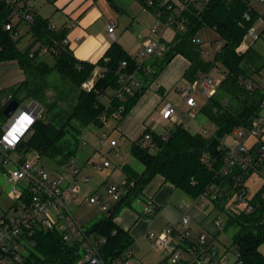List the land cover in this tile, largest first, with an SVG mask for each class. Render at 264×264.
<instances>
[{
  "label": "trees",
  "instance_id": "16d2710c",
  "mask_svg": "<svg viewBox=\"0 0 264 264\" xmlns=\"http://www.w3.org/2000/svg\"><path fill=\"white\" fill-rule=\"evenodd\" d=\"M46 1L55 4L57 0ZM141 1L152 14L155 13V7H150L147 0ZM253 1L209 0L199 10L191 6L182 15L186 20L185 31L176 32L175 40L166 44L167 51L162 57L134 58L115 41L97 64H92L78 60L69 47L63 45L66 30H54L49 19L31 10L35 23L27 25L26 35H29L30 43L20 49L23 36L14 39L12 32L6 30V25L13 22V5L7 0H0V62L16 61L25 74L22 83L0 91V131L7 120L4 109L11 101L22 104L34 100L44 105L51 117L45 120L42 116L34 126V134L25 138L18 148L24 158H34L32 155H35L39 163V159L45 158L61 166L77 156V150H68L62 144L68 129H77L71 125L73 121L78 123L79 132L91 125L103 128L111 119L120 123L177 55L190 62L183 77L189 84L210 75L218 65L225 69L216 94L209 98L201 112L213 126L211 135L192 132L184 124L177 123L165 134L147 129L152 137L148 145L144 144L143 138L131 144V155L145 169L139 172L130 165L123 167L126 181L122 197L111 204L104 219L86 229V235L97 247L101 264H121L131 259L135 240L116 222V218L123 209L133 208L135 202H146L145 191L157 176L195 201L210 199L226 214L224 228L233 231L231 248H235V254H238L236 264H264V255L260 250L264 245V184L253 198L248 199L252 207L250 212L245 207H230L238 192L245 189L248 193L247 181L255 172L243 170L237 164L224 174L228 148L222 145V140L234 131L251 128L253 121L264 111V87L258 79L264 71V56L256 50L255 44L249 47L244 44L249 28L260 17ZM18 2L22 3L20 11L28 10L27 0ZM246 12L251 13L250 22L243 19ZM20 26V22L14 24V30ZM207 30H212L218 37L212 44L220 42L222 47L213 55L204 57L202 52L206 48L193 43V39ZM261 39L264 40V28ZM54 42L63 47L59 54H50L54 59L52 66L40 61L39 57L41 47ZM36 47L38 49L31 57L30 51ZM97 67L102 70L101 77L91 91L84 90L83 83ZM54 72L70 84L72 93H76L65 119L57 120L58 115H51L58 108V100H65L62 94L57 101L47 102L52 87L49 76ZM124 75H135L142 85L119 97L116 92L123 85ZM249 83L251 88H248ZM8 95L11 99L3 103L2 98ZM262 144L263 141L251 147L252 156ZM213 195L217 197L214 199ZM101 239L104 243H100ZM34 240L36 246L29 258L31 264H78L81 259L80 245L66 243L58 231L37 232Z\"/></svg>",
  "mask_w": 264,
  "mask_h": 264
},
{
  "label": "built area",
  "instance_id": "2783aa9c",
  "mask_svg": "<svg viewBox=\"0 0 264 264\" xmlns=\"http://www.w3.org/2000/svg\"><path fill=\"white\" fill-rule=\"evenodd\" d=\"M7 1L13 5V20L19 18L28 26L35 23V17L31 11L19 10L22 4L18 2L19 0ZM208 1L181 0V4L178 6L170 0H147L150 7H155L156 25L153 28V33L158 34L162 28L165 32L172 27L175 28L176 32L185 31L186 20L182 16L183 13L188 11L191 6L198 10L202 9ZM252 4L253 6L255 4L261 6L260 17L246 34V40L255 44L261 39V32L264 28V0H254ZM243 19L250 22L252 20L251 13L246 12ZM260 25L263 27L258 31ZM6 30L12 32L14 39L21 37V30H14L13 22L6 25ZM114 30L115 25L108 29L110 34H114ZM206 36L205 39L200 36L196 37L193 39V43L206 48L202 54L204 57H209L220 50L222 44L220 42L212 44L213 39L208 31H206ZM246 40L244 44L247 47L252 45L246 43ZM63 45L68 46L66 40ZM63 45L57 42L52 45H44L41 47V54L57 55ZM37 49L36 47L30 51L31 57L34 56ZM166 51L167 45L160 39L149 43L138 58L144 60L151 56L162 57ZM101 73V68L97 67L93 75L83 83V89L91 91L97 79L101 77ZM123 79L121 89L116 92L119 97L133 92L142 85L135 75H124ZM260 82L264 87V77ZM220 83L221 80H214L210 75H206L202 76L199 81L190 84L189 88L180 91L185 105L189 108L188 118L196 119L197 102L192 96L193 91L201 89L206 95L212 97L216 94ZM251 87L252 84L249 83L248 88ZM10 99L11 95L4 97L3 103H7ZM43 113L44 108L40 103L28 100L20 104L13 116L7 118L1 127L0 171L7 175V183L11 188L8 192L10 205L0 215V264H31L29 258L36 246L34 236L40 231H58L63 235L66 243L80 245L82 256L78 264H101L97 255V247L86 235V229L74 218L69 208L72 200L81 194L79 182H89L91 175L85 173L79 166L77 157L70 159L61 166L48 167L39 163L35 158H24L18 151L19 145L24 139L34 134V126L42 118ZM177 115L178 108L171 103L166 104L160 113L162 122L166 123L174 122ZM202 132L211 135L213 131L204 128ZM263 133L264 111L253 121L251 128L233 132L231 136L234 141L231 146L228 145L226 138L222 140V145L228 148L224 174L230 172L237 164L243 170L251 169L255 173L264 174V144L260 145L253 156L250 148L246 146L249 137L259 138ZM142 138L146 145L152 141L151 135L146 131ZM108 140L109 134L103 133L100 144L103 145ZM85 145L86 141L82 137L80 147ZM111 146L115 148L117 142L112 140ZM13 154H16V159L12 157ZM103 167L110 168L111 165L105 162L103 165L97 166L98 170H102ZM107 194L113 203L120 200L123 192L118 186L108 184ZM212 197L215 199L217 196L213 195ZM248 199V193L245 189H242L235 196L237 205L238 203L244 204V207L250 212L252 207L249 205ZM87 201L89 206L96 207L102 212L108 211L112 204H108L103 196L96 193L90 196ZM155 210L154 200L148 199L145 202L143 213L152 216ZM190 222L189 216L185 215L180 222L183 231H180L178 227L169 226L158 237L154 233L149 234V238L156 241V245L161 250H166V258L161 264H228L226 255H221L219 249L208 241L205 234L200 235L198 242L193 241L192 232L189 228ZM218 225L221 223L219 222ZM176 234L179 239L177 245L171 243V236ZM100 243H104V239H101ZM179 246L187 248V252L180 251ZM235 256L237 261L238 254ZM121 264H133V262L129 259Z\"/></svg>",
  "mask_w": 264,
  "mask_h": 264
},
{
  "label": "rangeland",
  "instance_id": "374dc122",
  "mask_svg": "<svg viewBox=\"0 0 264 264\" xmlns=\"http://www.w3.org/2000/svg\"><path fill=\"white\" fill-rule=\"evenodd\" d=\"M175 5L180 6L181 0H170ZM32 6L35 12H37L42 17L49 19L50 22H56V9L52 3L46 0H27V3ZM95 5L101 9L103 18L101 19L100 27L107 26L109 21H112L117 25V30L119 34L122 35V42H126L132 49L130 53L134 55V58H138L140 53L148 46V44L153 40H160L165 44L173 43L176 36V30L174 27L167 29L165 32L162 28L159 30L158 34L153 33V28L156 25L155 15L147 8V6L141 0H94ZM260 6L259 4H256ZM261 7V6H260ZM23 24V20L15 18L13 23ZM56 26V25H55ZM263 26L260 25L258 31L261 30ZM106 29V28H105ZM211 35L213 40H217V35L212 30H207ZM201 38H207L206 32L200 34ZM246 43L252 44L250 40H246ZM28 44V37H24L19 44L20 49H24ZM247 48V47H246ZM256 50L264 56V40L260 39L255 43ZM137 52L138 55H137ZM137 55V56H136ZM40 61H45L50 65H54V59L51 55L47 54L39 57ZM149 60V59H148ZM225 69L218 65L210 73V76L214 80H221L224 76ZM264 77V71L258 78L260 81ZM49 81L51 84V89L47 95V102L52 103L57 101L59 96L62 94L65 98L63 101L58 100V108L51 113V115H58V118H64L70 110V107L74 104L75 92L70 91V84L64 82L61 76L54 72L49 76ZM83 88V85H82ZM112 92H108L109 95ZM193 95L198 101V109L195 110L196 121L202 124V127H198L197 130L209 129L213 131V126L207 117H205L201 112L202 109L209 101V96L206 95L201 89L194 90ZM105 99V98H104ZM183 97L178 93L173 92L166 98L165 105L171 103L176 105L178 108H183ZM104 101V100H103ZM42 105V104H41ZM164 105V106H165ZM44 108L45 106L42 105ZM164 108V107H163ZM47 109L44 108L43 119L49 120L51 117L46 113ZM65 119V118H64ZM192 122L196 123L195 120ZM117 121L115 119L109 120V122L100 128L96 125H91L85 128L82 132H79V125L76 121L71 123L72 126L77 129L69 128L66 138L63 140L62 144L68 147V150H77V161L80 167H83L84 171L91 175V180L87 183L80 181L79 184L82 187V193L72 200L69 206L74 218L81 224L85 229L91 227L97 221L104 219L106 217V212L99 211L96 207H91L88 205V199L93 194L97 193L104 197L108 204H111V198L107 194V185L114 184L118 186L122 192L125 186V173L123 167L125 165H130L134 169L142 172L145 168L142 163H140L136 158L131 155V143L126 141L122 136L121 132L116 129ZM168 125V124H167ZM171 128V127H169ZM169 128L162 126L159 128V132L165 134ZM103 133L109 134V140L101 145L100 139ZM84 137L86 145L81 146V138ZM114 140L118 143V147L113 148L111 146V141ZM226 141L229 146L232 145L234 139L232 136H228ZM247 147H252L258 139L255 137H249L247 140ZM79 146V147H78ZM29 156V155H28ZM31 156V155H30ZM13 158L16 159V154H13ZM35 159H37L35 157ZM41 164L54 167L56 162L53 160H47L45 158L39 159ZM105 162L111 165L110 168L103 167L102 170H98L97 166L103 165ZM264 174L253 173L249 180L247 181L248 187V198H253L255 194L262 188L264 184ZM107 184V185H106ZM11 186L7 183V175L0 171V215L3 214L10 205L8 199V192ZM183 196L191 201H195L188 197L181 191H177L172 200L169 202V206L172 207L170 211V217L173 219L170 224H166L162 217H158L155 221H152V225L139 240L136 239L134 243V263L138 264H161L163 262L164 253L160 252L159 247L156 245V241H151L149 239V234L154 233L157 237L161 235L165 229L169 226L178 227L180 231L183 228L180 226L182 218L187 213L186 210H181L180 207H184V203L180 202L177 198ZM244 204L236 203L235 198L231 201L230 207H236L243 209ZM143 208L142 201H137L134 203L133 208H129L132 212H141ZM190 220L195 222L196 228H191L193 234V241L198 242L201 234H205L208 241L217 247L221 255H226V260L228 264H234L236 261L235 248H231L233 231H226V214L222 213L213 202L204 198L202 203L196 205L195 215L190 212L187 213ZM195 219H194V218ZM146 222L150 223L151 219L144 218ZM221 225H218V223ZM146 231V230H145ZM142 233V235L145 233ZM171 243H179V239L176 235L171 236ZM264 249V245L262 246ZM180 251L183 253L187 252V248H181ZM187 256V254H185Z\"/></svg>",
  "mask_w": 264,
  "mask_h": 264
},
{
  "label": "crops",
  "instance_id": "0c3cea01",
  "mask_svg": "<svg viewBox=\"0 0 264 264\" xmlns=\"http://www.w3.org/2000/svg\"><path fill=\"white\" fill-rule=\"evenodd\" d=\"M53 5L56 9L55 11L57 17L55 23H53L52 21L50 22L51 26L56 31L66 30L65 40L68 43L69 49L73 52L74 56L78 60L97 64V62L109 49L111 44L115 41L119 42L131 56H134L129 51L132 48L127 45L126 42L121 41L122 35L119 34L117 25H115V23L109 21L106 27L105 25H103L102 27L99 26V24L101 23V19L103 18V14L101 9L95 5L94 0H57ZM27 6L28 10L37 13L34 11L29 2L27 3ZM254 7L258 11H260L261 9V7L256 4ZM112 25H115L114 34H110L108 31L109 27ZM19 29L21 30V36H23V39L26 36L28 37L29 44L30 37L29 35H26L28 30L27 25L23 23L19 27ZM138 53L139 52H137V55ZM44 55L46 54H41L40 57ZM189 66L190 62L185 57L177 55L151 85L150 89L133 108L132 112L120 123L116 124V129L121 132L126 141L130 143L137 142L142 138L147 129L159 132L158 130L161 125L165 126V128H169L177 123L184 124L192 132H202V130H197L199 126L203 128L202 124L197 122L196 119V123H194L190 118H188L187 112L189 111V108L185 105L184 100L182 106L183 108H178L175 105L178 108V115L176 116V120H174V122H162L160 116L161 110L165 105L166 98H168L170 94H172L173 92L180 94V91L182 89L190 87V84L183 78ZM24 80L25 74L16 61L0 62V91L8 90L9 88L17 86ZM192 96L195 98L193 94ZM195 100L197 102L196 109H198V101L196 98ZM257 139L258 141L254 145L261 141L264 142V133ZM247 143L248 141L246 142V146ZM116 147H118V143ZM81 168L83 169V167ZM84 172L86 173V171ZM177 191L179 190H176L174 186L169 183H165L164 178H162L161 176H157L145 191V200L147 201L148 199H153L156 204V210L154 214L152 216H147L143 213L145 202L142 201L143 208L141 212H132L131 210H128L129 208L123 209L119 216L116 218V222L122 228L128 230L136 242V239L139 240L146 234V232L152 225V221H155V219H157L158 217H162L166 224H170V222L173 221V219L170 217V211L172 207L169 206V202L173 199ZM177 199L180 200V202L184 203V207H180V209L186 210L187 208L188 211L186 210V212H190L193 215H195L196 213V205L202 203L203 200L191 201L190 199L184 198L183 196H179ZM187 213L185 215H188ZM144 218L151 219V222H146L145 220H143ZM190 226L192 228H196L195 222L191 221L189 228ZM144 231L145 233L142 235ZM262 246L260 250L264 255V249ZM133 247L131 249V262L134 261L133 259L135 256ZM158 249L160 250V252L164 253V260L167 255L166 250H161L160 248ZM134 262L133 264H135ZM138 262L141 263V260H139Z\"/></svg>",
  "mask_w": 264,
  "mask_h": 264
},
{
  "label": "water",
  "instance_id": "95a60500",
  "mask_svg": "<svg viewBox=\"0 0 264 264\" xmlns=\"http://www.w3.org/2000/svg\"><path fill=\"white\" fill-rule=\"evenodd\" d=\"M20 103L16 100L11 101L6 108L4 109V115L7 118H10L13 116V114L15 113V111L19 108Z\"/></svg>",
  "mask_w": 264,
  "mask_h": 264
}]
</instances>
